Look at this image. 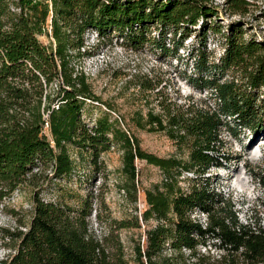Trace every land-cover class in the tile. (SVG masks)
I'll return each mask as SVG.
<instances>
[{"label":"trees","instance_id":"obj_1","mask_svg":"<svg viewBox=\"0 0 264 264\" xmlns=\"http://www.w3.org/2000/svg\"><path fill=\"white\" fill-rule=\"evenodd\" d=\"M224 4L245 14L251 2ZM215 13L204 0H0V203L26 182L34 188L29 221L12 230L0 228L3 245L13 250L0 264H126L117 229L129 224L102 218L100 209L93 208L95 199L105 207L102 197L90 191L77 206L45 201L39 196L40 184L33 181L49 163L55 177L71 174L69 145L87 150L90 162L97 165L100 153L109 148V131L125 148L124 170L131 179L134 156L167 172L173 183L183 170L193 173L185 191L167 182L165 191L146 192L143 218L156 215L166 220L147 231L149 264H171L170 256H162L166 244L172 253L189 250L195 264H264L262 225L242 224L232 199L211 190L208 177L200 182L211 166L227 161L220 153L222 128L234 137L243 129L254 136L264 134V38H244L240 22L229 23L225 32ZM202 15L205 23L193 30ZM92 29L99 42L117 31L131 43L148 40L154 29L159 37L154 46L176 58L184 40L193 35L196 76L190 79L213 93L216 108L198 107L192 100L166 102V97L159 101L162 114L148 116L158 128L164 126V117L170 135L190 142L187 162L142 150L133 135L106 115L91 128L83 122L86 101L96 97L76 63L91 55L85 34ZM209 31L224 39L217 62L209 61ZM42 33L51 43L39 41ZM158 85L159 81L144 87ZM194 211L206 214L205 225L191 218ZM169 212L172 222L166 217ZM101 223L104 231L97 230ZM207 237L223 248L217 258L198 250L199 244L212 245Z\"/></svg>","mask_w":264,"mask_h":264},{"label":"rangeland","instance_id":"obj_2","mask_svg":"<svg viewBox=\"0 0 264 264\" xmlns=\"http://www.w3.org/2000/svg\"><path fill=\"white\" fill-rule=\"evenodd\" d=\"M215 8V14L221 20L219 25L227 31L231 22H240L245 31L244 38L254 35L264 38V0H249L251 4L245 14H237L225 7L224 0H204ZM205 16L199 17L198 24L205 23ZM206 19V18H205ZM216 17L211 19L216 24ZM211 26V25H210ZM196 26H192L193 30ZM212 28V27H209ZM49 31V24H47ZM199 30V29H198ZM192 32V31H191ZM194 33V32H193ZM148 40L141 43H131L130 39L121 37L119 32L109 33V37L100 42L96 33L88 30L85 34L91 55L78 61L77 68L88 77L95 100H87L81 113L83 122L91 128L98 117L106 115L108 121L117 120L118 125L128 135H133L142 150L161 158H173L182 162L188 160V141H181L168 131V122L163 117V124L158 128L157 122H148L149 115L162 114L159 102L166 97V102L184 104L195 101L198 107L216 108L213 93L206 88H200L190 77H195L193 68L196 54L195 40L184 41V51L179 50V57L163 55L154 46V40L159 39L154 29ZM45 45L51 43V38L45 34L37 35ZM152 37H155L154 39ZM207 52L209 61L217 62L223 52L224 39L209 31L207 36ZM193 42V43H192ZM167 45V42L165 43ZM193 44V46L191 45ZM137 46V47H136ZM193 54H190V53ZM157 88L148 89L144 85L156 84ZM161 90L158 94L157 90ZM228 119V118H227ZM152 126V127H151ZM44 132L49 135L45 128ZM109 148L100 153L97 165H92L89 152L75 145H69L68 150L74 162V170L68 176L55 177L52 173V163L38 173L33 181L40 184L39 196L45 201L58 204L77 206L83 196L92 191L97 197H102L105 207L95 199L93 208L100 209L102 218L110 217L116 220H126L127 227L117 229L126 264H149L147 252V231L155 228L158 223L166 220L153 215L147 220L143 212L148 208L146 192L165 191L166 183L187 190L192 171L183 170L175 175V184L169 174L156 165L149 164L134 156V179L124 170L123 144L113 131L107 132ZM222 140L221 154L223 161L218 168L211 166L210 171L200 178L205 182L209 178V188L231 198L235 203L236 214L242 224L264 223V134L254 136L248 130H241L238 137L230 135L227 129L220 131ZM258 148L260 149L257 154ZM34 188L29 182L15 189L0 203V228L12 230L22 223H27L32 214V192ZM95 211V210H93ZM170 222L174 215L167 213ZM191 218L206 224V214L200 211L191 213ZM104 223L97 225L98 231H104ZM1 234V233H0ZM5 242L11 243L7 238ZM212 237L206 238L207 244L198 245V250L217 258L223 248L217 242L213 244ZM0 235V259L13 252L10 245H3ZM172 254V255H171ZM162 256H170L171 264H195V259L189 250L172 253L166 244ZM211 258V259H212ZM152 262H154L151 259Z\"/></svg>","mask_w":264,"mask_h":264},{"label":"built area","instance_id":"obj_3","mask_svg":"<svg viewBox=\"0 0 264 264\" xmlns=\"http://www.w3.org/2000/svg\"><path fill=\"white\" fill-rule=\"evenodd\" d=\"M199 22H201V21H199ZM199 22H198V24L200 25ZM198 24L195 25V26H196L195 29H198V28L200 27ZM90 31L93 32V33H96L95 30H93V29L90 30ZM96 36H97V33H96ZM192 37H193V35L190 36V38H192ZM188 38H189V37H188ZM188 38H187V39H188ZM190 38H189V39H190ZM187 39H185L184 41H186ZM169 44H170V43H167V45H169ZM184 49H185L184 47H181L179 50L184 51ZM252 225H253V224H252ZM261 225H262V227H263V229H264V223H262ZM253 228H256V226L253 225Z\"/></svg>","mask_w":264,"mask_h":264},{"label":"bare ground","instance_id":"obj_4","mask_svg":"<svg viewBox=\"0 0 264 264\" xmlns=\"http://www.w3.org/2000/svg\"><path fill=\"white\" fill-rule=\"evenodd\" d=\"M263 144H264V141H263ZM259 151H260V149L258 148V150H257V154H259Z\"/></svg>","mask_w":264,"mask_h":264}]
</instances>
